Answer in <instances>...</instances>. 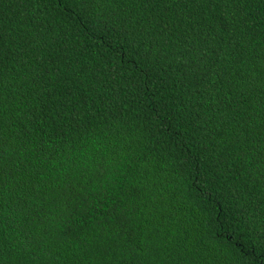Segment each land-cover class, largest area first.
Listing matches in <instances>:
<instances>
[{
    "label": "trees",
    "instance_id": "obj_1",
    "mask_svg": "<svg viewBox=\"0 0 264 264\" xmlns=\"http://www.w3.org/2000/svg\"><path fill=\"white\" fill-rule=\"evenodd\" d=\"M0 264H264V0H0Z\"/></svg>",
    "mask_w": 264,
    "mask_h": 264
}]
</instances>
